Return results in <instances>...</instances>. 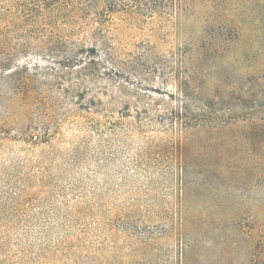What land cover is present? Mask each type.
<instances>
[{
  "label": "rangeland",
  "instance_id": "374dc122",
  "mask_svg": "<svg viewBox=\"0 0 264 264\" xmlns=\"http://www.w3.org/2000/svg\"><path fill=\"white\" fill-rule=\"evenodd\" d=\"M0 264H264V0H0Z\"/></svg>",
  "mask_w": 264,
  "mask_h": 264
}]
</instances>
